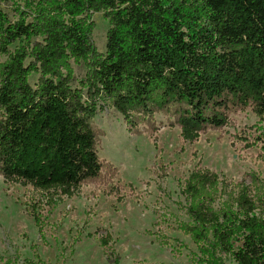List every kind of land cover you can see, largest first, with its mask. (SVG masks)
Listing matches in <instances>:
<instances>
[{
	"label": "trees",
	"instance_id": "obj_1",
	"mask_svg": "<svg viewBox=\"0 0 264 264\" xmlns=\"http://www.w3.org/2000/svg\"><path fill=\"white\" fill-rule=\"evenodd\" d=\"M0 7V176L52 201L110 183L94 118L113 108L131 132L157 112L184 141L221 130L247 108L264 145V0H5ZM109 20L106 52L93 16ZM13 48L11 49V47ZM86 64L79 78L74 64ZM37 74L32 83L31 75ZM181 229L237 264H264V178L234 181L208 168L182 190ZM37 202L28 206L42 228Z\"/></svg>",
	"mask_w": 264,
	"mask_h": 264
},
{
	"label": "rangeland",
	"instance_id": "obj_2",
	"mask_svg": "<svg viewBox=\"0 0 264 264\" xmlns=\"http://www.w3.org/2000/svg\"><path fill=\"white\" fill-rule=\"evenodd\" d=\"M6 3L0 0V7L9 10ZM93 20L94 43L105 53L109 20L103 13ZM5 59L0 55V63ZM74 67L84 77L86 64ZM37 78L32 74L31 82ZM155 120V132L141 124L134 133L117 110L99 111L98 151L117 175L110 183L84 184L72 197L52 201L0 176V264H237L228 254L202 249L181 229L191 222L182 190L196 168L234 181L250 182L253 172L264 178V145L249 146L263 123L247 108L223 129L187 142L166 114L157 112ZM35 202L42 228L27 210Z\"/></svg>",
	"mask_w": 264,
	"mask_h": 264
}]
</instances>
